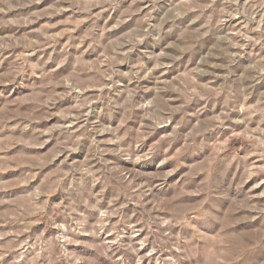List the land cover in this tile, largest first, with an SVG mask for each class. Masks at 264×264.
<instances>
[{"label":"rangeland","instance_id":"rangeland-1","mask_svg":"<svg viewBox=\"0 0 264 264\" xmlns=\"http://www.w3.org/2000/svg\"><path fill=\"white\" fill-rule=\"evenodd\" d=\"M0 264H264V0H0Z\"/></svg>","mask_w":264,"mask_h":264}]
</instances>
